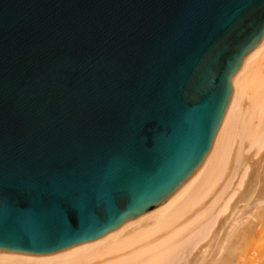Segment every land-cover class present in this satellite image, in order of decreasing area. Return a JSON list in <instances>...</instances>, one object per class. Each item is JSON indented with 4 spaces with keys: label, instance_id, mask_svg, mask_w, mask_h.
Masks as SVG:
<instances>
[{
    "label": "water",
    "instance_id": "95a60500",
    "mask_svg": "<svg viewBox=\"0 0 264 264\" xmlns=\"http://www.w3.org/2000/svg\"><path fill=\"white\" fill-rule=\"evenodd\" d=\"M264 0H0V252L46 256L200 170Z\"/></svg>",
    "mask_w": 264,
    "mask_h": 264
},
{
    "label": "bare ground",
    "instance_id": "6f19581e",
    "mask_svg": "<svg viewBox=\"0 0 264 264\" xmlns=\"http://www.w3.org/2000/svg\"><path fill=\"white\" fill-rule=\"evenodd\" d=\"M233 86L210 154L171 199L96 242L0 264H264V40Z\"/></svg>",
    "mask_w": 264,
    "mask_h": 264
},
{
    "label": "rangeland",
    "instance_id": "374dc122",
    "mask_svg": "<svg viewBox=\"0 0 264 264\" xmlns=\"http://www.w3.org/2000/svg\"><path fill=\"white\" fill-rule=\"evenodd\" d=\"M259 229H260V227H256V229L254 230V233H256ZM202 245H203V244H202ZM200 248H201V247H200ZM200 248H198V249H196V250L194 251V255H196V254L198 253V251H199ZM194 255H193V256H194ZM193 256H192V257H193Z\"/></svg>",
    "mask_w": 264,
    "mask_h": 264
}]
</instances>
